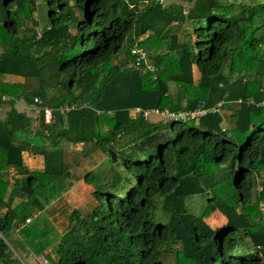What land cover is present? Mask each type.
Here are the masks:
<instances>
[{"label":"trees","instance_id":"1","mask_svg":"<svg viewBox=\"0 0 264 264\" xmlns=\"http://www.w3.org/2000/svg\"><path fill=\"white\" fill-rule=\"evenodd\" d=\"M38 1L0 0V264H264V0H45L40 31ZM220 101L193 125L144 116ZM80 181L97 203L56 230L48 208Z\"/></svg>","mask_w":264,"mask_h":264},{"label":"rangeland","instance_id":"2","mask_svg":"<svg viewBox=\"0 0 264 264\" xmlns=\"http://www.w3.org/2000/svg\"><path fill=\"white\" fill-rule=\"evenodd\" d=\"M177 0H165L164 4L169 5L170 3H173ZM49 11V7L47 5V2L45 0H39L37 4V10L34 13L39 21V26L37 28L38 31L41 30V27L44 26L47 19V13ZM2 24H0L1 26ZM186 28H184L183 32L180 34V38H183V34L186 31ZM2 32L4 35L7 32L3 29ZM9 36V43L11 41V36ZM196 76L195 78L198 79V72L195 71ZM36 84V82H34ZM137 111L136 109L130 110V115L132 117H135ZM187 125H193L195 124L191 120L185 121ZM74 147L78 150H84L85 145L83 143L75 144ZM94 190L93 185L88 184L85 181H80L77 183L73 188H71L69 191H67L60 199L56 200L49 208H48V216L51 219V221L54 223L52 226L56 228V230H59L63 232L65 229L68 228L69 221H68V213L72 211L73 208H78L81 210L83 214H88L92 208L96 205L97 201L94 198L92 191ZM207 197L208 195L206 193H200L195 195H190L186 198V208L188 212L194 214V215H200L207 204ZM260 199L262 202H264V193L260 195ZM264 208V204H261V209ZM205 220L213 227H219L226 223L227 219L226 217L219 211H215L205 217ZM47 253L49 254V257H56L53 247L50 246L47 249ZM46 254V253H43ZM39 257V256H38ZM50 264L52 263V260H49ZM29 264H42L40 259L37 257L29 258L28 259Z\"/></svg>","mask_w":264,"mask_h":264},{"label":"built area","instance_id":"3","mask_svg":"<svg viewBox=\"0 0 264 264\" xmlns=\"http://www.w3.org/2000/svg\"><path fill=\"white\" fill-rule=\"evenodd\" d=\"M156 1L160 3L165 2V0H156ZM131 52L136 57L137 65H145L147 69H149L152 72L157 70L156 65L150 61L148 50L144 46H141L136 43L131 47ZM34 102L36 103V105L34 106V109L43 114L45 123H50L52 120L54 109L48 105H45L43 99L40 98L39 96L34 98ZM238 102H243V99L239 98ZM248 102L254 103L253 100H249ZM223 103L224 101H220L211 108H207L203 104L194 109H181V110H173L170 108H164V109L150 108V109L144 110V116L148 117L150 113H156V114L170 117L175 120H184V121L193 120V119H199L202 115H204L207 112L219 111ZM261 104L264 105V101ZM74 107H75L74 104H65V105L60 106L58 110L62 114H67ZM140 110L141 108L136 109V111H140ZM30 219L31 218H28L27 221H30ZM38 256L31 254L29 258L37 257L38 259H40L42 264H50L49 259L45 254H40Z\"/></svg>","mask_w":264,"mask_h":264},{"label":"crops","instance_id":"4","mask_svg":"<svg viewBox=\"0 0 264 264\" xmlns=\"http://www.w3.org/2000/svg\"><path fill=\"white\" fill-rule=\"evenodd\" d=\"M195 76H196V73H195ZM17 80H21V78H17ZM22 158H23L24 165H26L30 171L42 172L45 170V159L42 154H32L30 153V151L24 150L22 152ZM9 190L10 188H8V191ZM4 211H6V208L0 209V212H4Z\"/></svg>","mask_w":264,"mask_h":264},{"label":"water","instance_id":"5","mask_svg":"<svg viewBox=\"0 0 264 264\" xmlns=\"http://www.w3.org/2000/svg\"><path fill=\"white\" fill-rule=\"evenodd\" d=\"M111 153H112V158L115 160L117 158L116 153L114 151H111Z\"/></svg>","mask_w":264,"mask_h":264}]
</instances>
